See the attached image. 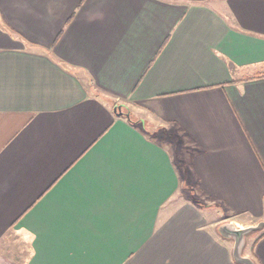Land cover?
I'll use <instances>...</instances> for the list:
<instances>
[{
  "label": "crops",
  "instance_id": "0c3cea01",
  "mask_svg": "<svg viewBox=\"0 0 264 264\" xmlns=\"http://www.w3.org/2000/svg\"><path fill=\"white\" fill-rule=\"evenodd\" d=\"M257 73L264 0H0V264H237L168 135L211 204L264 219Z\"/></svg>",
  "mask_w": 264,
  "mask_h": 264
},
{
  "label": "rangeland",
  "instance_id": "374dc122",
  "mask_svg": "<svg viewBox=\"0 0 264 264\" xmlns=\"http://www.w3.org/2000/svg\"><path fill=\"white\" fill-rule=\"evenodd\" d=\"M172 132L175 131L172 130ZM172 132L170 135H168V137H171L170 142L172 144V147L173 145L175 146L177 151L176 152L177 159L180 162L179 168L182 174V179H184L183 186L181 187V191H180L181 192L180 196L183 200L198 205L200 208H202L204 214L208 217V219L217 223L218 226L222 224L233 223L236 225L237 228H244L252 225H257L261 220H263V219L257 220L246 214H234L231 213L230 211H227L225 208L221 207L220 205L211 204L212 201L209 200L208 197H206L204 194L200 192L198 182L193 172L192 171L189 172L187 170V165L185 164V162H182L184 161V159L186 161L189 158V152H190L189 141L188 140L186 141L184 137L182 138L178 137V135L175 134L176 132L175 133ZM158 139L162 140L161 135H159ZM262 232H264V228L246 236V243L243 249L244 255L253 258V256L251 255L252 245L256 240V238ZM220 238H222V236H220ZM227 241L233 248L234 241L231 239Z\"/></svg>",
  "mask_w": 264,
  "mask_h": 264
},
{
  "label": "water",
  "instance_id": "95a60500",
  "mask_svg": "<svg viewBox=\"0 0 264 264\" xmlns=\"http://www.w3.org/2000/svg\"><path fill=\"white\" fill-rule=\"evenodd\" d=\"M115 112L119 113L118 115L125 114L130 116V111L123 113L122 107L117 106ZM264 228V219L261 220L257 225H252L244 228H237L233 223H227L222 225H217L216 231L219 236H222L223 239L233 240L234 247L232 249V255L235 263L237 264H257L256 261L250 256L243 254V249L246 243V236L250 235L255 231H259Z\"/></svg>",
  "mask_w": 264,
  "mask_h": 264
},
{
  "label": "trees",
  "instance_id": "16d2710c",
  "mask_svg": "<svg viewBox=\"0 0 264 264\" xmlns=\"http://www.w3.org/2000/svg\"><path fill=\"white\" fill-rule=\"evenodd\" d=\"M260 78H264V73H257V74H255V75H253V76L246 77V78H244V79H242V80H244V81H248V80L260 79ZM130 121H131V122H134V118H133V117H130ZM263 236H264V232H262V233L257 237V239L254 241V244H253V245L255 246V244L257 243V241H259Z\"/></svg>",
  "mask_w": 264,
  "mask_h": 264
}]
</instances>
